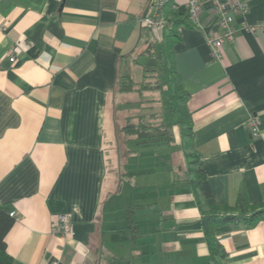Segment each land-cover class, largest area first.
<instances>
[{
	"label": "crops",
	"instance_id": "0c3cea01",
	"mask_svg": "<svg viewBox=\"0 0 264 264\" xmlns=\"http://www.w3.org/2000/svg\"><path fill=\"white\" fill-rule=\"evenodd\" d=\"M147 2L0 0V205L15 212L11 264H208L186 149L207 176L203 211L241 193L264 203V33L239 34L213 61L211 4L194 27L186 0H167L165 16L186 19L172 47L192 134L183 136L169 75L166 98L136 91L147 82L144 51L163 35L139 26ZM247 3L246 20L263 22L264 0ZM122 80L133 91L119 92ZM251 116L260 137L243 128ZM133 117L169 126L172 143L127 141L120 129ZM60 214L70 216V235L53 231ZM214 235L224 264H264V218L218 225Z\"/></svg>",
	"mask_w": 264,
	"mask_h": 264
},
{
	"label": "trees",
	"instance_id": "16d2710c",
	"mask_svg": "<svg viewBox=\"0 0 264 264\" xmlns=\"http://www.w3.org/2000/svg\"><path fill=\"white\" fill-rule=\"evenodd\" d=\"M188 19V15H187ZM171 26L163 32L160 39L153 41L146 47L144 56L146 61L142 70L144 78L147 82L141 84V88L136 89L142 93L143 90L160 89L163 85L162 77L169 75L173 84H175V92L173 100L175 101V113L177 115V123L181 126V134L190 137L191 126L186 107V98L182 96L180 86L177 84L178 78L173 70V52L172 47L177 39L176 28L179 21L184 23V20H169ZM185 24V23H184ZM188 26L190 22L188 21ZM133 83L124 81L119 84V92L133 91ZM140 85V84H138ZM126 120L125 125L120 131L128 138L127 141H136L137 144H153L167 143L173 141L172 134L168 131L169 126L165 124H150L144 122L141 117H133ZM187 150V149H186ZM185 150V158L188 165V180L195 192L196 202L201 213L200 226L202 228L204 238L209 250L208 264H224L226 253L214 235V229L224 223H244L248 227H253L260 219L264 218V203L260 205H250L246 196L241 193L238 195L235 203L232 206L225 205L223 207H210L207 212L203 211L201 205L202 200H207L211 197V191L207 182L205 172L198 168V154L194 151L187 152ZM129 229L132 230V219L127 216ZM14 223V219L9 216L8 205H0V264H11L12 258L6 252L5 237ZM134 232V230H133ZM114 264H128L120 260H115Z\"/></svg>",
	"mask_w": 264,
	"mask_h": 264
},
{
	"label": "built area",
	"instance_id": "2783aa9c",
	"mask_svg": "<svg viewBox=\"0 0 264 264\" xmlns=\"http://www.w3.org/2000/svg\"><path fill=\"white\" fill-rule=\"evenodd\" d=\"M205 3L211 4L213 14L217 21L218 30L209 33L206 37V44L210 57L213 61L222 60V46L225 42H232L241 33H264V21L249 23L246 20L249 8L247 0H186L187 15L190 24L200 27L201 8ZM167 0H148L147 7L151 10L149 16H143L138 20L142 30L156 32L162 35L171 23L164 14V7ZM9 61H15V55L9 56ZM257 117H249L243 124V128L250 136L257 138L261 136ZM10 217H15L14 211H9ZM53 231L63 236L71 234V221L68 214H60L53 222ZM56 264V263H53Z\"/></svg>",
	"mask_w": 264,
	"mask_h": 264
},
{
	"label": "rangeland",
	"instance_id": "374dc122",
	"mask_svg": "<svg viewBox=\"0 0 264 264\" xmlns=\"http://www.w3.org/2000/svg\"><path fill=\"white\" fill-rule=\"evenodd\" d=\"M161 80L164 83L165 78H162ZM163 88H164V90H162V91H159V90L152 91L151 97L153 99H158V98H162V97L163 98L164 97L166 98L169 95H171V93H172V91H171L172 90V85L166 83V84H164V87ZM137 98L139 99V96L136 94V98L135 99H137ZM146 98H149V95H147L146 97H144V99H146ZM168 121H170V120L167 118V122Z\"/></svg>",
	"mask_w": 264,
	"mask_h": 264
}]
</instances>
